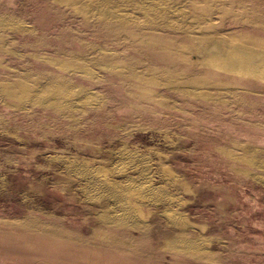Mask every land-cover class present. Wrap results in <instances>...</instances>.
Returning a JSON list of instances; mask_svg holds the SVG:
<instances>
[{
	"label": "rangeland",
	"instance_id": "obj_1",
	"mask_svg": "<svg viewBox=\"0 0 264 264\" xmlns=\"http://www.w3.org/2000/svg\"><path fill=\"white\" fill-rule=\"evenodd\" d=\"M104 225L143 264H264V0H0V264Z\"/></svg>",
	"mask_w": 264,
	"mask_h": 264
},
{
	"label": "crops",
	"instance_id": "obj_2",
	"mask_svg": "<svg viewBox=\"0 0 264 264\" xmlns=\"http://www.w3.org/2000/svg\"><path fill=\"white\" fill-rule=\"evenodd\" d=\"M88 232L82 226L74 227L68 229L67 236L56 240L47 238L39 247L33 246L35 235L23 236L21 230H15L13 264H143V251L139 248L136 251L115 245L133 236L132 232L118 231L116 225L98 226ZM23 242L30 246L18 248Z\"/></svg>",
	"mask_w": 264,
	"mask_h": 264
},
{
	"label": "bare ground",
	"instance_id": "obj_3",
	"mask_svg": "<svg viewBox=\"0 0 264 264\" xmlns=\"http://www.w3.org/2000/svg\"><path fill=\"white\" fill-rule=\"evenodd\" d=\"M117 155L121 157L122 161H129L133 158H136V155L131 153L130 151L122 148L117 152ZM59 161V160H58ZM62 161V164L64 165L66 171H68L70 174H73L74 176L83 179L86 184L91 185V188L93 191H95L94 194H86L87 199L94 200V199H100V198H106L108 200H112L115 204V207L119 209L120 211H124L126 213L127 209L130 211L134 210L133 206L131 205V201H133V198L131 200H124L120 199L122 197L121 195L116 194L117 187H115L107 178L109 176L108 169H95L92 168L88 163L76 161V160H64L60 159ZM132 171L136 168L133 166L131 167ZM124 171V170H123ZM122 171V173H123ZM171 173V172H170ZM172 176V175H171ZM174 179V178H173ZM150 185V184H149ZM116 188V189H115ZM149 192V195L152 194H158L159 197L162 198L163 193L160 188H151L150 186L147 188V192ZM137 195V194H136ZM139 197H136V199ZM143 198V197H142ZM141 198V200H142ZM146 199V198H145ZM148 200V199H147ZM125 216V215H124ZM119 221H123L125 223H128L126 218H117ZM173 223H176V217H170L169 218ZM188 223V222H187ZM133 224V223H132ZM192 224V223H191Z\"/></svg>",
	"mask_w": 264,
	"mask_h": 264
},
{
	"label": "water",
	"instance_id": "obj_4",
	"mask_svg": "<svg viewBox=\"0 0 264 264\" xmlns=\"http://www.w3.org/2000/svg\"><path fill=\"white\" fill-rule=\"evenodd\" d=\"M215 49V48H214Z\"/></svg>",
	"mask_w": 264,
	"mask_h": 264
}]
</instances>
